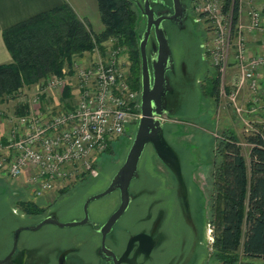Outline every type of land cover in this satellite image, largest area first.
I'll list each match as a JSON object with an SVG mask.
<instances>
[{
	"label": "built area",
	"instance_id": "2783aa9c",
	"mask_svg": "<svg viewBox=\"0 0 264 264\" xmlns=\"http://www.w3.org/2000/svg\"><path fill=\"white\" fill-rule=\"evenodd\" d=\"M192 7L196 20L215 33L212 44L206 42L205 48L219 74H227L228 55L233 50V88L228 89V98L248 134L259 133L264 125V52L251 51L248 35L264 33L261 10L255 0H192ZM125 55L122 46H111L105 53L96 46L75 58L72 73L64 67L61 75L52 74L36 84L29 112L18 115L5 142L0 141V176L14 184L21 182L38 198L75 174L96 173L100 155L142 117L141 91L129 81ZM68 85L77 95L70 107L53 110L43 103L46 92L63 93ZM245 89L250 94L248 103L242 105L239 96ZM25 91V87L20 88L15 95L22 98Z\"/></svg>",
	"mask_w": 264,
	"mask_h": 264
},
{
	"label": "trees",
	"instance_id": "16d2710c",
	"mask_svg": "<svg viewBox=\"0 0 264 264\" xmlns=\"http://www.w3.org/2000/svg\"><path fill=\"white\" fill-rule=\"evenodd\" d=\"M97 1L104 24L100 33L79 18L69 3L4 29L3 38L12 62L0 64V103L18 98L15 92L20 88L38 84L52 74L61 75L64 67L72 73L76 57L92 52L96 46L105 53L108 40L113 42V47L126 48L129 81L141 91L140 40L146 17L135 0ZM219 88L220 74L216 68L211 90L217 103ZM63 96L66 108L70 107L73 103L70 85ZM29 109V103L19 101L16 114H25ZM246 138L251 144L249 165L240 139L230 127L222 130L214 149L210 205L214 238L211 258L216 264H264V125H260L259 133L248 134ZM112 150L113 146L107 149ZM18 203L26 213L38 212L34 200Z\"/></svg>",
	"mask_w": 264,
	"mask_h": 264
},
{
	"label": "rangeland",
	"instance_id": "374dc122",
	"mask_svg": "<svg viewBox=\"0 0 264 264\" xmlns=\"http://www.w3.org/2000/svg\"><path fill=\"white\" fill-rule=\"evenodd\" d=\"M157 1L162 4L172 3V0ZM183 2L189 7L185 26L179 27L170 21H166L164 24L174 65V68L169 72L173 88L172 93L177 96L179 101V104L174 107V119H169L170 122L165 125L166 136L181 156L182 167L186 176L190 181L193 178L192 181L196 182L198 189L197 230L192 231L186 224H182L180 229L175 231L171 225L172 221H170L168 229L172 232V240L166 243L163 250L156 253V259L160 264H167L171 260H174L175 264H216L211 258L214 238L211 222L210 176L217 138L222 130L232 128L240 139L239 144L248 165L251 160V144L246 138V135H248L246 126L232 108L228 98V89L231 91L233 88L234 52L230 50L228 55L229 68L227 74L225 76L220 74L221 88H219L220 103L218 105L212 96L211 90L212 78L215 75L216 68L205 48L206 42L212 44L215 33L210 26L196 20L192 0H183ZM93 27L97 29L94 24ZM112 44L113 42L110 40L105 42V45L109 47L113 46ZM124 59H128L130 67L127 53ZM71 86H75L73 79ZM223 87H225V90ZM36 92L37 88L33 85L23 93L22 98L9 99L5 103L7 104L6 107L12 113H15L17 103L21 101L30 104V100ZM63 94L64 92L54 91V94H49L51 101L45 97L43 103L51 106L53 110L65 108L67 104ZM247 98L248 93H245V90L242 91L239 96L240 104H245ZM71 100L73 103L77 100L75 92L72 93ZM0 107L4 117L7 115L5 106L0 105ZM136 129L137 127L134 126L132 135H135ZM128 138L129 135L126 133L119 141L114 143L111 152L105 151L100 155L98 165H96V173L90 171L78 174L82 177L89 174L88 182L85 183L87 185L86 190L88 188L93 190L102 189L111 182L129 151L131 140L129 141ZM126 142H128V145L124 146ZM149 156H151L150 152L147 151L139 167V169H143L142 182L154 181L152 169H165L159 161L154 160L151 164ZM99 173L101 175L96 176ZM74 176L68 179L66 183L79 181H74ZM116 195L117 193H111L97 203L107 206L106 211L108 213V204L116 200ZM86 196L87 193L85 192L82 200ZM42 198L43 196L36 198L27 188L22 186L21 182L20 184H14L5 176H0V247L12 243L17 228L34 222V220L22 217V214L26 212L18 202L26 199L37 202ZM142 212L143 208L141 206L132 208L125 216L123 223L133 226L135 219ZM209 229H212L210 233Z\"/></svg>",
	"mask_w": 264,
	"mask_h": 264
},
{
	"label": "flooded vegetation",
	"instance_id": "af4514ba",
	"mask_svg": "<svg viewBox=\"0 0 264 264\" xmlns=\"http://www.w3.org/2000/svg\"><path fill=\"white\" fill-rule=\"evenodd\" d=\"M140 1L143 4L144 0ZM135 2L137 3L136 0ZM151 4L156 12L174 11L173 1L162 4L153 0ZM139 8L141 10L140 6ZM166 21L174 23L165 20L164 24ZM154 39L153 30L148 44L149 55ZM140 97L142 98V89ZM167 97L168 109L174 111V107L179 104L178 98L170 92ZM219 103L220 100L218 105ZM173 111L161 117L165 135V124L173 118ZM133 125L137 127V124ZM133 125L127 129L128 139L131 140L130 147L135 138V135H132ZM167 140L169 141L168 138ZM169 143L172 145L170 141ZM126 144L128 145V142L124 146ZM147 151L151 155V164L154 160L159 161L165 169H152L154 181L151 182H142L143 169H138V176L130 184L129 191L133 198L110 230H104L103 226L121 204L120 190L112 192L117 193V197L115 201L109 202L108 213L107 206L97 203L107 195L91 200L86 207L88 199L103 192L110 183L102 189L86 190L85 183L88 182L89 174L84 177L76 174L74 181H79L67 182L43 195V198L37 201L38 212L22 214L25 219L34 220L32 224L23 226H36L47 218L58 222H48L34 230L23 229L19 233L16 246L13 237L10 245L0 247V264H160L156 253L163 250L166 243L172 240V232L168 229L170 221L175 231L180 229L182 224H186L192 231L197 230L198 189L196 182L192 181L193 178L190 181L182 169L187 185V197H184L176 174L158 157L152 143L147 144L139 167ZM152 167L154 168L153 165ZM100 175L101 173L96 176ZM85 192L87 196L82 200ZM138 206L143 208V212L137 216L134 225L123 223L130 210ZM84 219H87L84 224L62 225ZM174 262L171 260L167 264H175Z\"/></svg>",
	"mask_w": 264,
	"mask_h": 264
},
{
	"label": "water",
	"instance_id": "95a60500",
	"mask_svg": "<svg viewBox=\"0 0 264 264\" xmlns=\"http://www.w3.org/2000/svg\"><path fill=\"white\" fill-rule=\"evenodd\" d=\"M153 0L137 1L143 15L146 17V27L140 40L142 56V117L136 123L137 129L134 141L129 149L126 159L120 169L112 178L109 186L101 193L88 199V203L116 190L121 192V204L110 216L104 230H110L118 218L126 211L133 196L130 194L131 181L138 176L139 162L148 143H152L158 157L176 174L184 197H187V185L183 174L182 162L175 148L169 143L165 135L164 122L161 117L173 110L168 109V92L172 93L173 88L170 82L169 72L174 68L172 53L168 41L167 32L164 28V21L171 20L179 27L185 26L188 17V6L183 0L173 1V13L170 10L156 12L152 6ZM154 30L155 39L152 40V50L149 55L148 44ZM58 222L50 218L45 219L36 226H22L14 233L15 246L17 245L19 233L23 229H37L48 222ZM82 221H71L62 225L73 226L84 224Z\"/></svg>",
	"mask_w": 264,
	"mask_h": 264
},
{
	"label": "crops",
	"instance_id": "0c3cea01",
	"mask_svg": "<svg viewBox=\"0 0 264 264\" xmlns=\"http://www.w3.org/2000/svg\"><path fill=\"white\" fill-rule=\"evenodd\" d=\"M63 3H69L79 18L89 22L96 33H100L103 30L104 24L100 17L97 0H0V64L12 62V55L3 38L4 29ZM255 4L264 16V0H255ZM93 24L96 25L97 29L93 27ZM248 44L252 52H264V33H250L248 35ZM261 76L263 86L262 94L264 96V69L261 71ZM30 87L31 86H25V90ZM51 93L54 94V91H50L45 95L49 101H51V98H49V94ZM245 93H248L249 96V89H245ZM7 101L0 103L1 106H5V111L7 113L4 117L0 116V141L4 142L13 120L18 116L16 110L15 113H12V111L6 107L7 104L5 103H7ZM247 103L246 100L245 104ZM261 116H264V113H262Z\"/></svg>",
	"mask_w": 264,
	"mask_h": 264
}]
</instances>
